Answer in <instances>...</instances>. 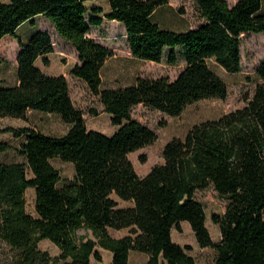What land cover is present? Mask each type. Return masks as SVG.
<instances>
[{"label": "trees", "instance_id": "16d2710c", "mask_svg": "<svg viewBox=\"0 0 264 264\" xmlns=\"http://www.w3.org/2000/svg\"><path fill=\"white\" fill-rule=\"evenodd\" d=\"M90 0H0V42L16 36L20 26L43 15L72 44L79 62L72 74L99 96L104 111L118 126L112 135L89 129L76 107L65 75H49L36 65L54 52L51 35L38 30L28 40L17 37V84L0 86V118L27 119L29 111L58 114L70 125L62 135L47 134L31 125L7 126L23 138L18 149L24 162H0V243L16 251L12 264H92L101 260L97 246L113 253L110 264H129L132 250L149 255L143 264H196L187 247L174 242L172 230L188 221L202 247L217 251L215 264H264V59L256 70L252 96L246 104L219 118L195 124L184 138L164 148V162L141 176L129 154L152 144L157 133L134 117L142 104L170 116L194 102L228 96L227 83L211 68L214 59L230 73L242 70L243 34L264 32V0H193L204 22L178 31L154 20L169 0H109L107 18L122 23L135 58L178 62L182 48L185 67L175 79L138 76L131 85L103 88L102 69L113 52L89 36L100 26L103 10ZM45 64L49 59L44 58ZM2 83V82H0ZM94 114H98L94 111ZM10 148L0 141V153ZM74 165L72 179L60 185L61 171L52 159ZM145 159V157H142ZM35 188L36 215L26 208V193ZM213 187L228 203L213 213L222 238L212 239L198 190ZM120 201L131 202L121 205ZM80 229L94 238H81ZM110 229H129L114 237ZM49 239L61 250L51 256L39 247Z\"/></svg>", "mask_w": 264, "mask_h": 264}, {"label": "rangeland", "instance_id": "374dc122", "mask_svg": "<svg viewBox=\"0 0 264 264\" xmlns=\"http://www.w3.org/2000/svg\"><path fill=\"white\" fill-rule=\"evenodd\" d=\"M9 1V0H1ZM230 5H234L238 0H227ZM88 6V17L95 15L94 8H101L103 11L97 16L103 18L100 26H92L89 36L96 41L107 46L112 52L101 72L103 88H119L131 85L138 76L159 78L168 76L175 79L180 71L185 67L182 48L176 49L178 62L171 64L168 55L171 48H165L164 57L161 62L146 61L135 58L129 47L125 27L122 23L107 18L110 11L109 0H90ZM264 11V6H263ZM154 20L161 26L178 31H187L196 28L204 22L196 3L193 0H169V2L159 8L154 15ZM46 30L52 37L54 52L42 55L36 65L49 75L66 76L71 97L79 109L84 112L87 127L98 130L104 134L112 135L118 126L111 122V115L104 111V106L99 96L94 95L88 84L79 77L72 74V69L79 62L76 48L62 38L54 25L43 15L35 17L32 21L20 26L16 36L6 35L0 42V86L17 84V55L21 49L17 37L23 42L37 32ZM49 59V64H45L44 58ZM264 59V32L243 34L242 42V70L237 73H230L214 59L209 60L211 68L227 83L228 96L225 99L208 98L189 104L178 116H170L160 110L146 107L139 104L134 107L135 118L152 128L158 135L157 139L150 145L140 148L129 154L137 172L144 176L155 165L164 162V148L167 143L174 139L184 138L189 130L195 125L208 119L219 118L220 116L243 107L249 96H252L257 85L256 70ZM97 111V115L94 114ZM31 125L47 134L62 135L66 133L70 125L62 120L58 114L48 113L40 110L29 111L27 119L15 117L0 118V129L7 126L21 127ZM0 141L7 142L10 148L0 153V162H24L25 158L19 154L18 149L23 138H16L11 132L0 133ZM145 157L143 159L142 157ZM52 163L62 174L63 185L74 176V165L65 162L60 158L52 159ZM196 198L204 205L207 219L206 225L210 231L212 239L219 242L222 238L219 224L212 220L213 213L223 214L228 201L220 196L213 188L198 190ZM27 211L36 215V191L31 187L26 193ZM121 205H125L120 201ZM182 230L174 228L172 239L183 247H187L188 254L194 257L196 264H215L217 251L213 247H202L198 241L191 224L188 221L181 223ZM114 237H123L129 234V229H110ZM78 235L81 238H94L92 231L80 229ZM43 251H47L51 256H58L60 248L49 239H43L39 243ZM96 250L101 254V260L94 256L92 264H110L113 253L100 246ZM16 258V251L11 249L6 243H0V264H12ZM149 255L132 250L129 255V264H143L147 262ZM160 264H166L161 259Z\"/></svg>", "mask_w": 264, "mask_h": 264}, {"label": "crops", "instance_id": "0c3cea01", "mask_svg": "<svg viewBox=\"0 0 264 264\" xmlns=\"http://www.w3.org/2000/svg\"><path fill=\"white\" fill-rule=\"evenodd\" d=\"M124 203H125V205H130L131 204V202H128V201H125Z\"/></svg>", "mask_w": 264, "mask_h": 264}]
</instances>
